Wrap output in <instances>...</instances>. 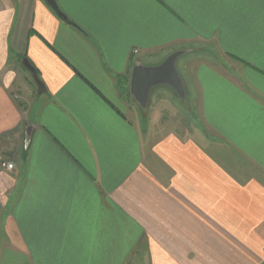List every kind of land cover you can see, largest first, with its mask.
I'll return each instance as SVG.
<instances>
[{
	"label": "crops",
	"instance_id": "obj_1",
	"mask_svg": "<svg viewBox=\"0 0 264 264\" xmlns=\"http://www.w3.org/2000/svg\"><path fill=\"white\" fill-rule=\"evenodd\" d=\"M55 3L71 24L45 0H0V163L14 164L0 169V264H264V0ZM194 47L212 57L188 71ZM177 52L204 139L253 173L180 121L143 141L119 86ZM169 90L149 106L164 112Z\"/></svg>",
	"mask_w": 264,
	"mask_h": 264
},
{
	"label": "rangeland",
	"instance_id": "obj_2",
	"mask_svg": "<svg viewBox=\"0 0 264 264\" xmlns=\"http://www.w3.org/2000/svg\"><path fill=\"white\" fill-rule=\"evenodd\" d=\"M188 51H189V54L181 58V61L185 60V64L189 65L188 71H191L193 66H195V64L197 63V61L195 62V59H198V58L205 59V58L212 57L209 55L211 51L208 52V48H205L203 52H200L201 54H197V52L195 51V47L192 49H188ZM165 59L166 58H160L159 60H157L158 61L157 63L163 62ZM128 83H129V80L127 77L121 84L122 87L119 86V94L122 96L121 102L126 108L128 105L127 102L130 101V104H131V100H129V87H128L129 84ZM171 91L172 90L170 89L169 92L173 95L172 103H171V99L167 100L166 108L164 109V112H162V109H160L159 105L161 104L156 106V103H153L152 106H149L148 104L145 110L141 109L138 105H136L137 108L135 109L134 115L133 113L130 114L129 112V115L134 117L135 123L139 125L141 135L143 136L142 138L144 142L147 141L149 134L150 136L153 134L160 136L165 131H168L169 128L165 130L166 128L165 123H170V122L179 123L180 121V123H183L182 125H180L183 128L182 130L183 132L185 133L190 132V133H187L188 135L191 134V132H194L195 139H198L204 142L211 152L215 151L220 156V158L226 160L228 163L227 166L230 169L239 170L241 172L244 171L247 173L254 172L256 168L255 165H253L247 158H245L237 150L235 152V151H232L234 149L231 150V148L229 147H226L223 145H220V146L214 145L213 142L206 141L204 139V136H205L204 133H206V130L203 129V125L201 121L199 120L200 119L199 113L197 112L195 108V103L191 104L190 102H188L186 93H185V100H184L183 98H180L179 96H177L175 93L173 94ZM194 125H195V128H193ZM173 126L175 127V124H173ZM11 162L12 161L10 162L1 161V163H6V164L11 163ZM11 164L13 165V169H14V164L13 163ZM0 169L5 170L1 168V165H0ZM5 171H8V170H5ZM125 264H147V262L142 257L132 256L126 260Z\"/></svg>",
	"mask_w": 264,
	"mask_h": 264
},
{
	"label": "water",
	"instance_id": "obj_3",
	"mask_svg": "<svg viewBox=\"0 0 264 264\" xmlns=\"http://www.w3.org/2000/svg\"><path fill=\"white\" fill-rule=\"evenodd\" d=\"M45 1L57 16L71 24L59 11L55 0ZM181 55L182 52L173 53L157 66H144L137 63L133 67L130 75L129 92L131 97L141 109L145 110L149 103L150 92L155 87H168L177 96L185 100L184 84L176 69V61ZM23 65L30 72L34 82L37 84L38 92H41V84L37 79L34 69L26 60L23 61Z\"/></svg>",
	"mask_w": 264,
	"mask_h": 264
},
{
	"label": "built area",
	"instance_id": "obj_4",
	"mask_svg": "<svg viewBox=\"0 0 264 264\" xmlns=\"http://www.w3.org/2000/svg\"><path fill=\"white\" fill-rule=\"evenodd\" d=\"M0 165H1L2 169L8 170V171L13 169V165L11 163H7V164L6 163H1Z\"/></svg>",
	"mask_w": 264,
	"mask_h": 264
}]
</instances>
